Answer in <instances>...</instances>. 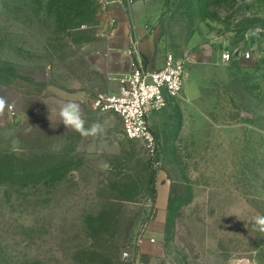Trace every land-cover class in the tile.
I'll return each mask as SVG.
<instances>
[{
    "label": "rangeland",
    "instance_id": "rangeland-1",
    "mask_svg": "<svg viewBox=\"0 0 264 264\" xmlns=\"http://www.w3.org/2000/svg\"><path fill=\"white\" fill-rule=\"evenodd\" d=\"M129 11L140 43L154 36L143 62L187 67L151 118L155 157L92 106L130 75L105 59ZM263 41L264 0H0V264H126L142 237L140 264H264ZM256 44L257 59L223 62ZM60 101L103 131L66 128Z\"/></svg>",
    "mask_w": 264,
    "mask_h": 264
},
{
    "label": "built area",
    "instance_id": "built-area-1",
    "mask_svg": "<svg viewBox=\"0 0 264 264\" xmlns=\"http://www.w3.org/2000/svg\"><path fill=\"white\" fill-rule=\"evenodd\" d=\"M138 43L135 41V45ZM240 47H242L240 57H236L235 52ZM240 47L224 52L223 62L229 64L236 60L251 61L260 57L257 44ZM260 47L264 52V41ZM186 78L185 62L173 54H169L164 65L160 67L149 68L142 62H133L130 75L125 78L119 91L96 94L92 106L101 113L117 114L121 118L125 135L131 140L142 141L149 154L155 157L159 146L151 118L182 92ZM145 240V237L140 238L134 250L122 253L126 264H140L141 244ZM147 240L156 243L154 238Z\"/></svg>",
    "mask_w": 264,
    "mask_h": 264
},
{
    "label": "crops",
    "instance_id": "crops-1",
    "mask_svg": "<svg viewBox=\"0 0 264 264\" xmlns=\"http://www.w3.org/2000/svg\"><path fill=\"white\" fill-rule=\"evenodd\" d=\"M127 13V12H126ZM144 22V18H139L132 11H129L126 15V18L121 20L120 25L113 33H108L107 42H108V51L105 59H110L111 69H118V71L124 72L123 70L131 68L133 62H142L145 63V66L152 68V62L149 61L143 62L142 54L147 59L151 58V55L154 52V36L149 35L140 43V39L144 36V29L141 28ZM135 41L139 43L135 56L133 53L132 46L135 44ZM145 61V60H144ZM62 102V101H60ZM66 102H62L65 104ZM81 106V105H80ZM170 194V184L161 183L159 188V198L161 199L162 204H166Z\"/></svg>",
    "mask_w": 264,
    "mask_h": 264
},
{
    "label": "clouds",
    "instance_id": "clouds-1",
    "mask_svg": "<svg viewBox=\"0 0 264 264\" xmlns=\"http://www.w3.org/2000/svg\"><path fill=\"white\" fill-rule=\"evenodd\" d=\"M6 100L0 96V115L4 113ZM61 121L66 128H71L83 137L96 136L103 131L99 122L93 123L89 128H85V119L82 114L81 107L78 103L68 102L61 106L60 113ZM259 230L264 232V216H259L255 220ZM127 254L125 253V256Z\"/></svg>",
    "mask_w": 264,
    "mask_h": 264
},
{
    "label": "trees",
    "instance_id": "trees-1",
    "mask_svg": "<svg viewBox=\"0 0 264 264\" xmlns=\"http://www.w3.org/2000/svg\"><path fill=\"white\" fill-rule=\"evenodd\" d=\"M13 157V156H12ZM156 178H157V172L156 171H152V176L150 178V182L151 184L154 186V184L156 183Z\"/></svg>",
    "mask_w": 264,
    "mask_h": 264
},
{
    "label": "water",
    "instance_id": "water-1",
    "mask_svg": "<svg viewBox=\"0 0 264 264\" xmlns=\"http://www.w3.org/2000/svg\"><path fill=\"white\" fill-rule=\"evenodd\" d=\"M241 49H242V47H240V48L235 52V56H236V57H240Z\"/></svg>",
    "mask_w": 264,
    "mask_h": 264
}]
</instances>
